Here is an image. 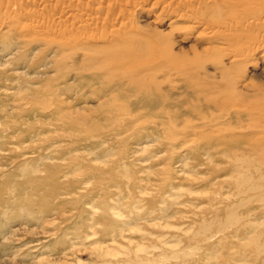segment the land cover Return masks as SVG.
<instances>
[{
    "label": "rangeland",
    "instance_id": "1",
    "mask_svg": "<svg viewBox=\"0 0 264 264\" xmlns=\"http://www.w3.org/2000/svg\"><path fill=\"white\" fill-rule=\"evenodd\" d=\"M263 114L264 0H0V264H264Z\"/></svg>",
    "mask_w": 264,
    "mask_h": 264
},
{
    "label": "bare ground",
    "instance_id": "2",
    "mask_svg": "<svg viewBox=\"0 0 264 264\" xmlns=\"http://www.w3.org/2000/svg\"><path fill=\"white\" fill-rule=\"evenodd\" d=\"M262 119H264V114L261 115V120ZM257 122L258 121H256L255 123H257ZM258 131H259V138H262L260 140V143H261L260 148L263 151L262 158L260 157V159H259V164H260L261 167H264V125H262L261 123H260V125L258 127ZM250 152H251L250 150L247 152L246 158L248 157V155H249ZM245 162H246V160L244 161V164H245ZM250 166H251V162H249V166H246L245 167V170H246L247 173H249V172L252 171V169L250 168ZM246 172H243V173H246ZM246 179H247V188L245 190L248 191V196H246V197H249V199L251 201L252 200H256L257 203H262V199L264 198V195H263L264 192L261 191V190H264L263 189L264 188L263 187L264 169L261 172V175L259 176V178L256 180V182H254V180L251 177H246Z\"/></svg>",
    "mask_w": 264,
    "mask_h": 264
}]
</instances>
